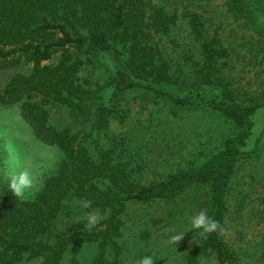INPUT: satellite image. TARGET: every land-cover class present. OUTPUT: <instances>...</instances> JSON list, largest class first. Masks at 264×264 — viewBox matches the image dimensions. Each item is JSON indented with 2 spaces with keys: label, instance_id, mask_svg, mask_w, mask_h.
Returning a JSON list of instances; mask_svg holds the SVG:
<instances>
[{
  "label": "trees",
  "instance_id": "trees-1",
  "mask_svg": "<svg viewBox=\"0 0 264 264\" xmlns=\"http://www.w3.org/2000/svg\"><path fill=\"white\" fill-rule=\"evenodd\" d=\"M250 1L264 18V0ZM224 4L233 17H254L245 0ZM179 18L185 21L193 50L188 47L175 64L157 51L153 39L168 34ZM70 47L109 60L105 96L80 85L77 72L84 59L73 56ZM55 53L58 60L46 63ZM226 56L225 46L208 35L197 11L177 15L175 9L166 10L152 0H0V69L19 62L30 65L26 74H14L0 87V106L16 104L34 137L59 152L54 170L30 196L16 197L0 176V264L32 258L60 264L66 250L76 253L92 243L90 264H119L114 238L120 234L126 203L170 198L191 185L208 186L206 210L222 228L230 176L236 163L255 151L246 149L245 141L253 127L252 114L264 106V97L240 94L231 86L222 74ZM187 64L190 74L185 73ZM130 90L180 107L205 108L230 121L235 131L197 168L140 184L131 178L125 162L112 157L115 147L100 148L94 142L97 151L92 155L85 144L107 129ZM51 106L67 109L74 122L88 121L87 131L51 120ZM72 198L91 201L90 208H81L84 213L93 208L106 212L101 225L86 231L84 222L75 221L58 228L55 222L71 213L63 208L64 202ZM219 232L195 234L183 264H198V256L206 251L217 264H238V255Z\"/></svg>",
  "mask_w": 264,
  "mask_h": 264
},
{
  "label": "rangeland",
  "instance_id": "rangeland-1",
  "mask_svg": "<svg viewBox=\"0 0 264 264\" xmlns=\"http://www.w3.org/2000/svg\"><path fill=\"white\" fill-rule=\"evenodd\" d=\"M152 1L163 4L166 10L175 9L177 15L184 11L200 13L208 35L217 37L227 50L222 74L231 86L240 90V94L243 91L259 100L264 97V18L257 15L250 0H245L254 9V17L249 20L233 17L225 0ZM153 41L157 51L174 63L179 62L188 47L193 50L183 18L177 19L168 34H159ZM70 49L73 56L84 59L77 72L80 85L105 96V81L111 69L109 60L77 52L74 47ZM87 57L90 59L85 60ZM58 58L59 53H55L45 62L54 63ZM29 68V64L22 62L1 68L0 87L10 76L26 74ZM184 69L186 74L190 72L188 64ZM120 106L109 119L107 129L85 144L92 155L97 151L94 142L100 148L115 147L112 157L125 162L131 178L140 184L163 180L175 171L197 168L235 131L230 121L215 112L173 105L140 90L124 93ZM18 112L16 104L0 106V176L8 181L5 172L28 168L34 185L25 190L22 197H27L54 170L59 152L40 143ZM49 115L51 120L70 125L72 130L88 129V121L74 122L67 109L51 106ZM252 122L245 148L255 151L234 167L224 194V225L219 232L222 241L238 255V264L264 263V106L252 114ZM207 190L206 184L191 185L170 198L127 202L120 215V234L114 238L120 249L118 263L134 264L140 257L152 255L155 264H183L194 235L200 231L191 229L190 218L207 209ZM63 208L71 213L55 222L58 228L75 221L86 223L80 199L66 200ZM106 214L101 213L105 217ZM177 234L185 235L177 244H170V236ZM94 251V243L83 245L76 253L66 250L60 264H90ZM16 264H41V261L23 259ZM198 264L217 262L206 251L198 256Z\"/></svg>",
  "mask_w": 264,
  "mask_h": 264
},
{
  "label": "clouds",
  "instance_id": "clouds-1",
  "mask_svg": "<svg viewBox=\"0 0 264 264\" xmlns=\"http://www.w3.org/2000/svg\"><path fill=\"white\" fill-rule=\"evenodd\" d=\"M4 175L8 179V187L14 193L16 197H22L25 194V190L31 188L34 185V177L28 168L21 169L19 171L5 172ZM103 190V188H101ZM91 206V201H81L82 209H88ZM84 219L85 230L91 231L96 225H98L105 216L101 215L99 208H93L90 212H85ZM191 229L200 230V236H206L207 234L215 233L221 229L220 223L209 216L206 209H201L197 214L190 218ZM185 234L172 235L169 238L170 244H177ZM155 260L152 255H144L137 259L134 264H155Z\"/></svg>",
  "mask_w": 264,
  "mask_h": 264
}]
</instances>
